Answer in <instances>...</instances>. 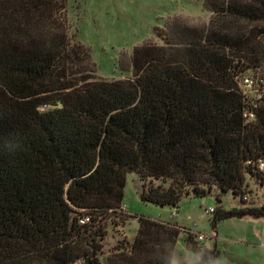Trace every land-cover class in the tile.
Wrapping results in <instances>:
<instances>
[{"label":"trees","instance_id":"1","mask_svg":"<svg viewBox=\"0 0 264 264\" xmlns=\"http://www.w3.org/2000/svg\"><path fill=\"white\" fill-rule=\"evenodd\" d=\"M203 7L207 25L174 24L133 49L130 77L103 80L67 0H0V264H102L103 217L123 211L129 173L142 202L175 208L218 189L241 205L217 220L264 219L249 190L264 191V96L247 121L236 79L264 76V0ZM137 221L103 264H173L180 229Z\"/></svg>","mask_w":264,"mask_h":264},{"label":"rangeland","instance_id":"2","mask_svg":"<svg viewBox=\"0 0 264 264\" xmlns=\"http://www.w3.org/2000/svg\"><path fill=\"white\" fill-rule=\"evenodd\" d=\"M203 5L204 0H67L65 20L69 30H76L80 43L90 51L96 69L94 76L119 80L131 76L129 64L135 47L144 43L161 45L163 40L158 34H167L178 27L176 23L207 25L212 17ZM243 75L264 78L256 72ZM148 182L152 187L159 184L154 180ZM142 186L135 173L127 174L123 211L103 217L104 222L107 220L106 235L103 254L98 257L102 264L115 246L133 242L138 218L180 229L173 264H193L198 255L205 256L210 251L215 259L207 264H264V219H216L221 212L241 205L240 198L231 192L213 189L202 198H184L172 208L142 202ZM249 190L259 197L264 193L255 181L249 182ZM209 209L215 213H207ZM187 235L194 236L193 250L184 243Z\"/></svg>","mask_w":264,"mask_h":264},{"label":"built area","instance_id":"3","mask_svg":"<svg viewBox=\"0 0 264 264\" xmlns=\"http://www.w3.org/2000/svg\"><path fill=\"white\" fill-rule=\"evenodd\" d=\"M238 86L245 99L247 108L243 114V117L247 121H252L254 119V110L260 105L262 98L264 96V78L253 79L245 75L237 76ZM262 164L259 166L262 170ZM254 199H258L259 202L264 204V194L259 197L253 194ZM209 214H213L214 210L209 209L207 211ZM84 223V222H81ZM200 239V238H199Z\"/></svg>","mask_w":264,"mask_h":264}]
</instances>
